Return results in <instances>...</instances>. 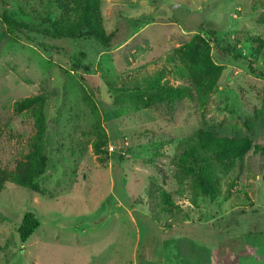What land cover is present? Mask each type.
I'll return each instance as SVG.
<instances>
[{"label": "rangeland", "instance_id": "rangeland-1", "mask_svg": "<svg viewBox=\"0 0 264 264\" xmlns=\"http://www.w3.org/2000/svg\"><path fill=\"white\" fill-rule=\"evenodd\" d=\"M46 1L0 0V12L9 5L19 17L56 14ZM101 15L110 51L94 39L37 36L61 55L10 39L0 18L1 169L16 167L35 134L32 114L17 113L15 103L49 97L39 192L8 183L0 193V264H264V157L255 154L264 147V54L255 60L245 44L264 38V0H101ZM198 33L215 39L213 59L224 68L208 106L188 98L172 109L134 103L162 71L164 83H185L172 73L175 50ZM80 53L93 73L64 64ZM100 128L108 146L97 155ZM199 130L254 141L233 167L212 165L216 201L196 197L180 168ZM163 190L173 212L162 208ZM27 212L40 226L22 242Z\"/></svg>", "mask_w": 264, "mask_h": 264}, {"label": "trees", "instance_id": "trees-1", "mask_svg": "<svg viewBox=\"0 0 264 264\" xmlns=\"http://www.w3.org/2000/svg\"><path fill=\"white\" fill-rule=\"evenodd\" d=\"M46 2L53 7V10L55 9L56 14H53L54 12L51 10L45 17H19L15 13H10L9 5H5V9L0 12V18L6 27L8 37L15 41L25 38L26 42L38 47L43 52L53 51L59 55H61L60 47L39 41L37 36L55 40L94 39L103 47L101 50L110 51L113 35L108 34L103 26L101 0H47ZM32 13L37 15L35 11L29 13L21 11V14L25 16L32 15ZM27 33L35 35L27 37ZM212 34L215 35L213 32ZM214 40L198 33L189 42L175 50L179 64L175 66L172 73L183 80L184 84L173 86L169 81L164 83L163 78L166 77V72L162 71L145 91L137 96H132L133 102L142 108L161 105L172 109L176 103L188 98L196 102L200 108H206L224 70L213 59L211 45L212 42H216ZM245 44L254 48L252 56L255 60L264 54V38L249 36ZM54 48L58 51L56 52ZM84 59L85 53H80L74 59L65 57L63 62L72 72L93 73L95 71L93 64H85ZM253 64L255 61L251 60L252 71H254ZM60 67L68 72L64 68L65 66ZM262 76L264 77V73ZM48 104L49 97L43 94L15 103L17 113L30 112L32 114L35 134L28 144L27 154L17 162L13 170L0 168V193L5 190L8 183L39 192L40 185L37 180L46 173L49 162L46 147L49 126ZM261 115L264 122V96ZM97 134L98 137L93 142V149L97 155H101L104 148L108 146V136L102 128ZM253 146L254 141L249 136L221 137L199 130L180 160L183 174L193 178L194 188L198 190L196 197L201 194L211 201H216L222 191L220 179L214 173L212 165L229 169L238 161H243ZM255 154H261L264 157V147L255 145ZM161 201L165 211L173 212L169 209L175 206L174 201L171 195L164 190L161 192ZM39 226L38 216L33 212H27L18 229L21 241H28Z\"/></svg>", "mask_w": 264, "mask_h": 264}]
</instances>
